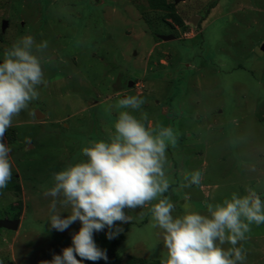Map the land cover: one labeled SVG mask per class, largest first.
Returning a JSON list of instances; mask_svg holds the SVG:
<instances>
[{
  "label": "rangeland",
  "instance_id": "374dc122",
  "mask_svg": "<svg viewBox=\"0 0 264 264\" xmlns=\"http://www.w3.org/2000/svg\"><path fill=\"white\" fill-rule=\"evenodd\" d=\"M168 1L184 27L150 0H0V61L28 34L48 41L49 57L47 85L38 86L39 98L4 137L13 176L0 189V220L20 219V226L0 227V264H41L72 245L81 223L52 229L44 190L53 173L85 159L81 150L90 141L114 133L118 113L105 109L127 95L145 100L136 115L147 113L153 125L178 134L167 153L172 186L165 193L176 205L174 215L186 207L205 212L207 203L248 186L264 199V0ZM192 170L202 171V184L173 191L181 173ZM150 207L126 210L131 219L118 222L123 231L111 240L107 228L95 232L108 259L84 264H114L111 250L122 233L123 261L129 254L165 260L163 232L153 227ZM251 229L242 242L244 264H264V224Z\"/></svg>",
  "mask_w": 264,
  "mask_h": 264
},
{
  "label": "clouds",
  "instance_id": "9594fccd",
  "mask_svg": "<svg viewBox=\"0 0 264 264\" xmlns=\"http://www.w3.org/2000/svg\"><path fill=\"white\" fill-rule=\"evenodd\" d=\"M48 41L37 42L24 35L3 53L0 62V189L12 180L11 148L5 143L7 130L22 111L39 98L38 86L47 85L44 65ZM145 100L127 95L105 111L118 113L114 133L107 140H93L82 148L84 160L53 173V184L44 190L51 197V228L63 232L79 221L72 245L62 254L41 264H84L85 260L107 261L106 250L97 246L94 233L108 229L113 239L123 231L119 224L131 217L126 210L151 205L153 227L163 232L167 258L162 264H244L247 251L242 242L249 239L252 225L264 224V199L255 187L243 194L233 192L221 202L207 203L206 211L187 207L174 215L176 205L165 193L172 186L167 168L168 149L175 147L178 134L171 126L153 125L147 113L136 115ZM27 142H30L26 138ZM235 142V141H234ZM255 171V167L250 168ZM179 189L200 186L201 170L182 172ZM187 198V197H186ZM68 212L62 217V212ZM10 219V218H9ZM15 220V219H12ZM119 222V224H118ZM80 257V259H77Z\"/></svg>",
  "mask_w": 264,
  "mask_h": 264
},
{
  "label": "trees",
  "instance_id": "16d2710c",
  "mask_svg": "<svg viewBox=\"0 0 264 264\" xmlns=\"http://www.w3.org/2000/svg\"><path fill=\"white\" fill-rule=\"evenodd\" d=\"M150 2L152 8L164 9L167 12L166 18L171 19L172 23L181 27L185 26L184 20L176 11V6L174 2H169L168 0H150ZM124 240H126V235L122 233L113 243V247H112L113 249L111 250L110 257L115 261L114 264H162V260L148 259L133 254L127 255V257L123 261L121 258L122 255H120V252L118 251L117 247Z\"/></svg>",
  "mask_w": 264,
  "mask_h": 264
},
{
  "label": "water",
  "instance_id": "95a60500",
  "mask_svg": "<svg viewBox=\"0 0 264 264\" xmlns=\"http://www.w3.org/2000/svg\"><path fill=\"white\" fill-rule=\"evenodd\" d=\"M196 20H197V17L195 16L193 19L194 24H197ZM7 25H8V21L5 20L3 22V31H5ZM160 38L163 40H170L171 38H174V36L161 35ZM131 85H133V83ZM37 115H38V118H44L45 117V115L41 114L40 112H37ZM19 226H20V219L12 220V219L8 218V219L0 220V227H2V228L16 230L19 228Z\"/></svg>",
  "mask_w": 264,
  "mask_h": 264
}]
</instances>
